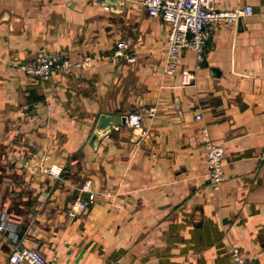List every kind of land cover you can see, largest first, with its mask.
I'll use <instances>...</instances> for the list:
<instances>
[{"label":"crops","instance_id":"obj_1","mask_svg":"<svg viewBox=\"0 0 264 264\" xmlns=\"http://www.w3.org/2000/svg\"><path fill=\"white\" fill-rule=\"evenodd\" d=\"M121 1L113 11L96 0H0V214L18 238L0 240V264H11L14 245L50 264H232L233 246L264 263V0H215L253 13L214 23L202 61L182 51L180 67L197 74L191 85L164 73L167 23L143 0ZM118 41L135 62L98 61L48 80L19 68L46 51L97 58ZM149 108L142 130L114 126L91 144L102 113ZM203 124L225 149L218 190ZM45 151L63 166L59 178L22 166ZM86 178L99 198L71 218Z\"/></svg>","mask_w":264,"mask_h":264},{"label":"built area","instance_id":"obj_2","mask_svg":"<svg viewBox=\"0 0 264 264\" xmlns=\"http://www.w3.org/2000/svg\"><path fill=\"white\" fill-rule=\"evenodd\" d=\"M142 2L150 15L161 16L169 27L163 69L167 75L180 72L182 85L194 84L197 78L195 71L180 67L182 51L185 49L194 50L197 59L202 61L207 39L214 23H235L242 17L253 13V6L250 4L239 5L230 9H216L215 0H143ZM98 61H108L114 64L123 61L135 62L136 56L128 43L118 41L109 53L99 55L97 58L86 55L73 62L66 53L46 51L35 60L20 63L19 68L27 75L48 80L53 73H65L70 68L85 70ZM144 112L129 113L126 125L133 130H142L144 115H154L155 109L149 108ZM196 119L203 120L201 112L196 114ZM200 137L206 152L211 182L214 188L218 190L226 180L224 145L213 140L210 130L205 124L200 128ZM51 156V153L45 151L37 159H25L22 166L31 175L39 174L50 178H59L63 166L54 162ZM259 159L264 164V152L259 156ZM80 190L86 196L79 197L68 209V215L71 218H76L88 211L99 198L100 193L90 178L84 180ZM3 239L12 243L18 242L17 235L12 231L9 232L6 214H0V240ZM9 259L11 264H50V260L39 250L26 246L19 247L18 245H14L12 248ZM231 261L232 264H264L261 261H250L239 246L232 247Z\"/></svg>","mask_w":264,"mask_h":264},{"label":"water","instance_id":"obj_3","mask_svg":"<svg viewBox=\"0 0 264 264\" xmlns=\"http://www.w3.org/2000/svg\"><path fill=\"white\" fill-rule=\"evenodd\" d=\"M110 7L113 11H117L118 8H123L124 3L121 0H96ZM127 121L126 115H110L102 113L97 121L95 130L92 134L91 144L94 146L98 145L99 140L106 136L114 126L125 125Z\"/></svg>","mask_w":264,"mask_h":264}]
</instances>
